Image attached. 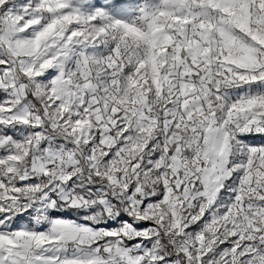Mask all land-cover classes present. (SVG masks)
<instances>
[{"label": "snow or ice", "instance_id": "snow-or-ice-1", "mask_svg": "<svg viewBox=\"0 0 264 264\" xmlns=\"http://www.w3.org/2000/svg\"><path fill=\"white\" fill-rule=\"evenodd\" d=\"M0 264H264V0H0Z\"/></svg>", "mask_w": 264, "mask_h": 264}]
</instances>
